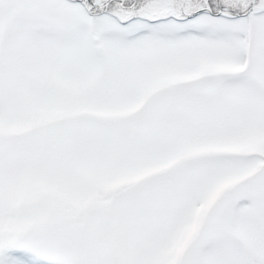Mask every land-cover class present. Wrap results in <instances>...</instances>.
Instances as JSON below:
<instances>
[{"label":"snow or ice","instance_id":"obj_1","mask_svg":"<svg viewBox=\"0 0 264 264\" xmlns=\"http://www.w3.org/2000/svg\"><path fill=\"white\" fill-rule=\"evenodd\" d=\"M0 264H264V0H0Z\"/></svg>","mask_w":264,"mask_h":264}]
</instances>
